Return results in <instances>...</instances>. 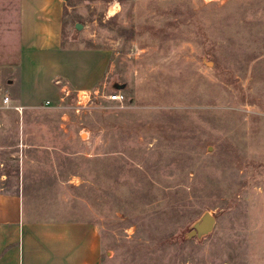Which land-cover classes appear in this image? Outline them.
Instances as JSON below:
<instances>
[{
	"label": "rangeland",
	"instance_id": "obj_1",
	"mask_svg": "<svg viewBox=\"0 0 264 264\" xmlns=\"http://www.w3.org/2000/svg\"><path fill=\"white\" fill-rule=\"evenodd\" d=\"M66 4L67 46L107 52L108 77L21 111L2 82L0 176L16 146L56 149L37 203L96 224L103 264H264V0ZM206 211L214 232L186 239Z\"/></svg>",
	"mask_w": 264,
	"mask_h": 264
},
{
	"label": "crops",
	"instance_id": "obj_2",
	"mask_svg": "<svg viewBox=\"0 0 264 264\" xmlns=\"http://www.w3.org/2000/svg\"><path fill=\"white\" fill-rule=\"evenodd\" d=\"M68 8L66 0H0V47L10 71L0 84L15 110L54 105L63 91L89 92L108 77L107 52L67 46ZM16 148V170L0 176V264H103L96 224L54 218L37 203L45 195L34 171L46 166L39 152L56 149Z\"/></svg>",
	"mask_w": 264,
	"mask_h": 264
},
{
	"label": "water",
	"instance_id": "obj_3",
	"mask_svg": "<svg viewBox=\"0 0 264 264\" xmlns=\"http://www.w3.org/2000/svg\"><path fill=\"white\" fill-rule=\"evenodd\" d=\"M76 30L83 29L81 24H76ZM217 219L209 211L204 212L199 219H197L191 226L190 231L186 235V239H197L199 241L209 237L215 230Z\"/></svg>",
	"mask_w": 264,
	"mask_h": 264
},
{
	"label": "built area",
	"instance_id": "obj_4",
	"mask_svg": "<svg viewBox=\"0 0 264 264\" xmlns=\"http://www.w3.org/2000/svg\"><path fill=\"white\" fill-rule=\"evenodd\" d=\"M83 93V96L86 98V97H89V92H81ZM80 98V97H79ZM109 100L111 101H115V102H122L123 101V98L124 96L122 95L121 92H116L114 95H110L109 97ZM4 102L5 104H8L10 102V99L8 97H6L4 99ZM22 110V108H20Z\"/></svg>",
	"mask_w": 264,
	"mask_h": 264
},
{
	"label": "bare ground",
	"instance_id": "obj_5",
	"mask_svg": "<svg viewBox=\"0 0 264 264\" xmlns=\"http://www.w3.org/2000/svg\"><path fill=\"white\" fill-rule=\"evenodd\" d=\"M114 10H113V12H116L117 11V9L116 8H113Z\"/></svg>",
	"mask_w": 264,
	"mask_h": 264
}]
</instances>
